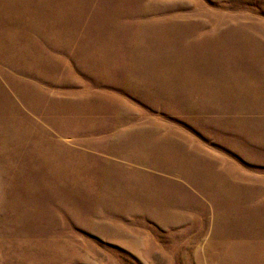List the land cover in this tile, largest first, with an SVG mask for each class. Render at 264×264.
<instances>
[{"label":"rangeland","instance_id":"374dc122","mask_svg":"<svg viewBox=\"0 0 264 264\" xmlns=\"http://www.w3.org/2000/svg\"><path fill=\"white\" fill-rule=\"evenodd\" d=\"M0 264H264V0H0Z\"/></svg>","mask_w":264,"mask_h":264}]
</instances>
